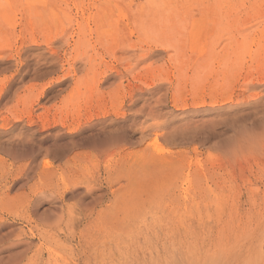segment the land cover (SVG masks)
<instances>
[{"label": "rangeland", "instance_id": "obj_1", "mask_svg": "<svg viewBox=\"0 0 264 264\" xmlns=\"http://www.w3.org/2000/svg\"><path fill=\"white\" fill-rule=\"evenodd\" d=\"M263 106L264 0H0V264H264Z\"/></svg>", "mask_w": 264, "mask_h": 264}, {"label": "bare ground", "instance_id": "obj_2", "mask_svg": "<svg viewBox=\"0 0 264 264\" xmlns=\"http://www.w3.org/2000/svg\"><path fill=\"white\" fill-rule=\"evenodd\" d=\"M257 109H259L260 111H262L263 113H264V106L263 107H259V108H257ZM254 112H257V111H254ZM249 114H251V112L250 113H247L246 115H249ZM252 117V116H251ZM251 118L250 117H245V118H242L241 116H235L234 117V123H235V126H236V128H235V133L236 134H238V133H240L241 131H243V130H245V129H247V127H248V121L250 120ZM263 121H264V117H263ZM256 123V122H255Z\"/></svg>", "mask_w": 264, "mask_h": 264}, {"label": "water", "instance_id": "obj_3", "mask_svg": "<svg viewBox=\"0 0 264 264\" xmlns=\"http://www.w3.org/2000/svg\"><path fill=\"white\" fill-rule=\"evenodd\" d=\"M3 230V228H0V231Z\"/></svg>", "mask_w": 264, "mask_h": 264}]
</instances>
